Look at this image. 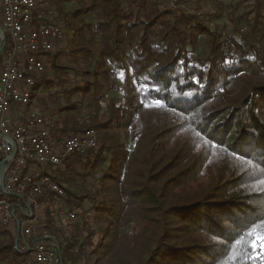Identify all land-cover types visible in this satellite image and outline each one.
Returning a JSON list of instances; mask_svg holds the SVG:
<instances>
[{"label":"trees","instance_id":"trees-1","mask_svg":"<svg viewBox=\"0 0 264 264\" xmlns=\"http://www.w3.org/2000/svg\"><path fill=\"white\" fill-rule=\"evenodd\" d=\"M139 1L135 13L125 0H50L70 51L48 53L54 79L46 70L32 98L46 87L52 133L93 128L98 146L46 166L85 213L59 238L48 212L40 237L55 240L63 264H245L246 233L264 232V0L242 13L248 0H216L229 20L217 24L204 17L217 11ZM0 233V264H26L17 236Z\"/></svg>","mask_w":264,"mask_h":264},{"label":"built area","instance_id":"built-area-1","mask_svg":"<svg viewBox=\"0 0 264 264\" xmlns=\"http://www.w3.org/2000/svg\"><path fill=\"white\" fill-rule=\"evenodd\" d=\"M125 1L126 10L142 11L139 0ZM165 2L179 12L184 9L202 15L194 7L199 0ZM57 16L50 0H0V28L6 36L0 68V168L7 159L0 187V229L7 227L17 236L15 248L30 253L28 264H63L55 244L45 240L50 235L36 237L38 212L43 205L40 196L52 194L54 204L69 222L85 213L65 207L66 190L46 173V166L60 165L67 156L98 146L95 130L55 135L47 115L32 108L34 87L47 70L48 53L62 47L66 38ZM13 107L28 108L26 119L17 125L9 118Z\"/></svg>","mask_w":264,"mask_h":264},{"label":"rangeland","instance_id":"rangeland-1","mask_svg":"<svg viewBox=\"0 0 264 264\" xmlns=\"http://www.w3.org/2000/svg\"><path fill=\"white\" fill-rule=\"evenodd\" d=\"M160 1L162 2V6L163 7H169L166 4L165 0H160ZM237 1L238 0H220L219 3L222 2V6H223L225 4H228L229 2L236 3ZM253 3H254V0H248V1L243 2L240 5V7H239L238 13H242V12H244L246 10H250V8L253 6ZM72 5L73 4H67V5H65L64 3L60 4L61 7H66V8H68V7L72 6ZM194 7L197 10H199L201 13H205V14L209 13V12L213 13V12L217 11L216 14H218V15L217 16H213L211 18L210 17L208 18L206 15H204V17L206 19H209L213 23L217 24V23L229 22V20L226 17V12H227L226 7L224 6L223 8H219L221 6L216 4V0H203V1L199 0V2ZM66 40H67V38H65V41H64L62 47H59L56 51L63 50V49H66L67 52L70 51L69 45H68ZM0 45H1V38H0ZM202 45H203V43L201 42L200 46H202ZM203 48H204V45L202 47H200V50H203ZM48 65H49V63L47 61V70H48V73L50 75V79L53 80L54 79V76H53V73H52L53 71H52V69L50 67H48ZM72 65L75 66V64L73 62H72ZM79 66L85 70V69H88L89 67L92 66V62L90 61V59L87 56L82 54L81 55V59L79 60ZM78 78H80V77H78ZM73 80H74V78H72V81H71L72 85L75 83ZM58 88H60V87H58ZM44 89L45 90H40V91L36 92V98L33 101L32 108L39 109L44 114H46L48 118L52 117L55 120V118L57 116L55 115V108L53 106L54 104L52 103L51 99H49L47 97L46 87ZM41 100H46V102H48V103L42 104ZM54 116H56V117H54ZM99 118L102 121H105L108 118V112L106 111L105 108L101 109ZM89 129H93V128H89ZM93 130H95V129H93ZM68 133H71V132H68ZM95 133L97 135V131L96 130H95ZM62 134H67V133H62ZM62 134H60V135H62ZM120 138L123 141L127 140L125 136H121ZM49 173H51L52 175H57V174H59V171L51 169L49 171ZM53 199H54V197L53 198H46V200H44V202H42L43 205L39 209V212H38L39 213V218H38V220L36 222V233H37L36 237L41 236L42 234H44L45 229L47 228L46 224L48 222L47 221L48 212L51 213V215H52L51 217L54 220L52 225L59 226V228H61L62 231H63V233L57 234V236L59 238L62 237V235L64 233H65V235H67V232L70 230L69 221L65 218V215L60 213V208L54 204V200ZM66 200H67V198H66ZM65 207L70 209V207L67 204L65 205ZM14 227H16V226L13 225L12 228H14ZM38 238H41V237H38ZM46 242L48 244L53 245V246H54V244H56L55 240H53V242L50 241V240H47ZM30 259H31V257L29 258V260ZM29 260L27 261L26 264H28ZM90 264H112V262L107 261L106 258H102L101 260L92 259Z\"/></svg>","mask_w":264,"mask_h":264},{"label":"snow or ice","instance_id":"snow-or-ice-1","mask_svg":"<svg viewBox=\"0 0 264 264\" xmlns=\"http://www.w3.org/2000/svg\"><path fill=\"white\" fill-rule=\"evenodd\" d=\"M159 104V101L156 102ZM250 145H245L243 151L245 154L249 153ZM248 223L250 221L247 220H241L239 223V229H243L248 226ZM240 235V231L238 229H232L231 235L229 237V241L231 240V237ZM250 237L249 240V254L245 258V264H264V232H257L256 229L249 230L248 233H246ZM226 246H230L226 245Z\"/></svg>","mask_w":264,"mask_h":264},{"label":"crops","instance_id":"crops-1","mask_svg":"<svg viewBox=\"0 0 264 264\" xmlns=\"http://www.w3.org/2000/svg\"><path fill=\"white\" fill-rule=\"evenodd\" d=\"M28 108L13 107L9 112V118L12 125H17L26 119Z\"/></svg>","mask_w":264,"mask_h":264},{"label":"water","instance_id":"water-1","mask_svg":"<svg viewBox=\"0 0 264 264\" xmlns=\"http://www.w3.org/2000/svg\"><path fill=\"white\" fill-rule=\"evenodd\" d=\"M0 37H1V45H0V55L3 53L5 45H6V36L2 29L0 28ZM15 154V151L11 154L13 156ZM7 164V159H4L1 163V168H0V187L3 186V182L5 179V167Z\"/></svg>","mask_w":264,"mask_h":264}]
</instances>
